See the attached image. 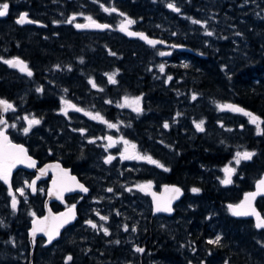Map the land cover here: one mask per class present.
<instances>
[{"label": "flooded vegetation", "instance_id": "af4514ba", "mask_svg": "<svg viewBox=\"0 0 264 264\" xmlns=\"http://www.w3.org/2000/svg\"><path fill=\"white\" fill-rule=\"evenodd\" d=\"M250 1L0 0V3L7 2L9 4L8 14L0 17V32L7 30L6 38H0V99L13 105L8 111L0 112L2 115L0 120L5 121L0 125V130L8 137V143L13 142L23 146L27 154L36 161L35 167L18 168L13 171L8 184L0 180V204L4 205L6 211L19 220L17 223L14 220L7 221L3 227L10 229L17 227L23 235H26L24 244L28 243L32 250L35 247L38 248L40 241H44L43 247L52 248L54 245L61 244L66 238L67 243L60 248V251L55 250L54 257H50L48 264H121L117 259L131 258L132 249L127 241H122L120 226L122 228V222L126 223L134 219L136 220L135 227L130 222L126 224L127 231L138 230L136 241L140 240L139 245L153 250L150 253L149 259L151 260L148 264L173 263L174 261H170L169 258L168 260L164 259L165 257L159 254L161 258L158 257L155 252L164 246L165 238L181 241L183 245L189 244L188 239L183 238L181 233L174 230L178 223L187 221L183 213V206L192 200L191 197L185 196L182 185L201 189L207 183L217 184L219 181H223L226 176V173L223 174L225 172L223 168L225 166L233 168L234 149L239 140V137L233 135L234 125H236L235 117L241 119V134H248L250 126L254 125L251 122V117L244 113L219 107L231 104L241 108L240 104H244L238 95H233L231 100L220 101L224 96L218 93L220 90H208V95L211 98L214 97L215 100L203 107L202 102L197 101V97L202 94H200V88L197 87V78H194L197 75V60L204 55L201 49L202 39H204L205 48L209 47L210 59L214 63L216 60H220L217 63L220 67L219 75L223 74L226 79L230 78L227 74H230L231 71L226 69L224 61L228 58L237 60L238 56L247 58V49L250 47L248 26L251 22V12L246 10H255V6H251ZM170 3L178 7L180 11L176 12L169 8L168 4ZM106 8L109 11H105ZM113 8L116 9L115 12L111 11ZM21 13H27L28 20L33 22L18 25L15 20ZM88 17H91L92 20L90 21ZM198 17L201 23L205 21L203 33L200 28L202 24L193 23ZM255 18L253 22L260 25V21H256ZM128 19L135 23L128 25L127 31H121V24ZM92 21L97 24L109 25L108 30L107 28L105 30H87L76 27L77 24L86 25ZM10 27L16 29L18 33L14 37L19 41L18 48L14 52L17 56L14 58H19L27 64L32 72L31 76L4 63L5 60L14 59H9V37L16 30H11ZM56 27H60L62 32L64 28H68L69 30L64 35L67 34L68 38L81 44V48H86L88 43L93 41L92 52L94 54L85 53L86 50L83 49L81 52L75 49L76 58L70 59L71 61L66 65L57 62L58 58L63 57L60 54L57 58L46 54L47 59L35 63L33 57H40V53L29 54L26 52L21 39L24 34L31 33L34 38L41 40L40 45L52 49L53 42H56L55 38H58L56 33L52 32V29ZM128 32L147 34V37L154 38V41H158V43L148 44L138 36L129 35ZM208 32H211L212 35H207ZM159 41H163V43H159ZM110 43H115L116 47L107 45ZM253 47L256 46H253L252 42ZM131 52L138 53L133 65H130L128 57ZM160 53H164V55H160ZM68 55L72 57V50ZM77 64L80 65L81 73L75 72L74 66ZM161 65L164 66L163 72L160 71ZM139 67L142 68L139 70ZM62 70H66L67 75H58ZM113 74L118 82L107 84L106 77ZM143 74L149 76L146 85L138 81L143 77L141 76ZM130 76L132 77L128 81ZM48 78L49 80L45 81ZM73 82L77 83L73 86ZM92 82L96 87L92 86ZM118 83L122 85V92L117 90ZM58 86L65 92V100H58ZM227 87L230 88V85L227 84ZM38 88L41 91H37ZM124 92H135L136 94L125 95ZM193 94L196 95L195 100L192 99ZM137 97L140 98L138 105L135 103ZM186 97L191 100L190 104L193 102L198 105L197 110L189 107L190 104L187 106ZM157 99H162L163 106L169 108L155 109L153 103ZM121 105L124 106L121 107ZM82 106L85 107L84 111L76 110ZM137 106L140 107V112L134 110ZM43 107L44 110H42ZM62 109L66 110L67 114ZM248 110L254 116L259 117L258 124L262 125L264 132V119L261 114L256 109ZM201 112L205 115L225 118L226 124H229L231 120L230 133L226 134L221 128H218L221 127V122L216 126L209 121L205 122L204 131H198L195 126L197 119L194 118H197ZM86 113H91L92 116L98 113L103 119H93ZM178 113L179 115H177ZM31 114H33V118L40 120V123L33 125L29 132L25 133L24 126H28L25 118ZM137 115L139 117H135ZM165 122L169 124L168 128L163 127ZM109 124H114L116 127H109ZM81 130L84 131L81 132ZM108 137L112 139L109 140ZM61 139L69 145L68 152L64 155L57 152ZM70 139L72 143H69ZM184 140L193 143L191 148ZM219 140L225 142H222L220 161L218 160ZM125 141L128 143L125 144ZM205 141L215 149L214 153H210V163L202 176L197 178V173L191 164L188 167L192 176L190 174L184 180H177L179 183L168 179L167 173L177 164L180 156L184 155L183 147L189 150V157L191 153L195 152L194 146L197 143H205ZM132 145H135V148ZM79 152L81 154L82 152H91L90 170L81 160H76V157L80 156ZM135 155L151 156L164 167L161 168L147 160L123 158V156ZM109 156L114 159L110 163H106ZM214 160L217 162L213 163ZM47 163H55L53 170H67L72 176H75L78 184L83 185L88 191L84 192L79 187H75V191L72 193L48 200L53 180L60 184L63 182L57 194L63 193L67 190L66 188H71L69 180L65 181L67 179L65 174L57 175L48 172L44 179L35 184V190L28 187L26 197L24 194H19V187L32 184L36 170ZM252 172L253 180L249 181L248 185L250 188H246L240 194L239 199H241H238L236 204L240 203L248 192L254 190L255 183L261 178L264 170L259 171L258 169L252 170ZM204 174L209 179H205ZM233 175L234 173H232L230 184L222 183L230 190L234 188L235 182L239 184L246 178L245 175L235 181L236 178ZM96 177L100 179L99 187L95 185L93 187L89 183V180H95ZM135 178L143 181L137 187H126V184L134 181ZM148 184L151 185L150 188L141 189V186ZM173 186L180 188L181 194L178 198L171 200L172 211L157 212V203L164 204L174 195L167 190ZM95 188L98 189L97 195H93ZM40 189H42V195H40ZM108 189H112V191L109 192ZM199 192L195 194H199ZM105 194L108 200L105 198ZM13 196L17 201L15 209L12 208ZM120 199L123 200L122 204ZM253 204L261 218H264V213L259 211V208L263 209L264 207V194L256 196ZM84 206L87 208L96 206L92 220L97 225L96 228H92L86 223L88 212L84 211ZM70 210L71 213H74V219H70L68 225L64 224L63 227H59V235L50 243L47 238L41 236L33 239L29 237L34 226L44 227L47 222V220H42L34 224L35 219L48 213V219L52 220L51 229H55L64 218L62 214L68 215ZM229 212L231 218L240 222L248 224L252 222L255 231L258 230V234L264 235V228H257L254 218L243 217L244 219H241L235 217L231 209ZM101 217H108V219L102 220ZM143 220L146 221V224L142 222ZM168 221H173V223L169 225ZM170 226L173 230L170 229ZM106 227L107 235L103 231ZM143 227L144 232L142 231ZM74 230H77L80 236L69 235ZM39 234L47 235L46 232H39ZM6 237L4 231L1 230L0 245L2 248ZM109 239L112 242L118 239V245L114 243L108 245ZM4 249L0 259H7L9 250ZM122 251L129 252V255L122 258ZM62 252L65 253V256L59 260L58 255ZM36 254H47V252L37 250ZM79 255H82V258L77 260ZM68 256L72 257L71 261L67 260ZM140 259L141 255L138 253L137 264L140 263ZM36 260L40 262L37 258Z\"/></svg>", "mask_w": 264, "mask_h": 264}, {"label": "trees", "instance_id": "16d2710c", "mask_svg": "<svg viewBox=\"0 0 264 264\" xmlns=\"http://www.w3.org/2000/svg\"><path fill=\"white\" fill-rule=\"evenodd\" d=\"M254 6L256 13H250L251 22L248 26V32L250 33V47L247 49V58L238 56L237 60L228 58L224 61L227 67L226 69H230L231 71L230 74H227L228 76H230L229 79H231V84L228 83L230 85V88L227 87V81L224 75H219L220 67L217 63H219L220 60H216V63H214L210 59V55L208 53L209 47L205 48L204 39L201 40V49L204 55L199 60H197V75L194 76V78H197V87L200 88V94H202L197 97V101L202 102L201 104L203 107L215 100L214 97L211 98L208 95V90H220L218 93L224 95L220 99V101H224L227 99L231 100V97L233 95H238L242 103L244 104H240L242 109L245 108V111H247V109H256L264 119V0H255ZM254 17H256V21H260V25H257V23L253 22ZM10 29L16 30L12 27H10ZM68 30V28H64L62 32V29L60 27L52 29V32L56 33V36L58 37L55 38L56 42H53L54 47H52V49H47L46 46L40 45L39 43H41V40L38 38H34L31 33L24 34L21 42L24 43V50L29 54H33L36 52L40 53V57H33V61L35 63H40L43 59H47L48 56L46 54H51L49 56L56 58L59 57L58 54H60L63 55V57L58 58L57 62L62 65H66L69 61H71L70 59L74 60L76 58V55L74 54L75 49H78L79 52H81L83 49L86 50L85 53L94 54L92 52L93 41L91 43H88L86 48H81V44L75 42V40L72 38H68L67 34L64 35V33ZM17 35V30L15 33L12 32V34H10V53L15 52L18 48V38H14ZM104 35L106 36V34ZM6 36L7 30L0 32V38H6ZM252 42L253 46L256 47L252 48ZM107 45L116 47L115 43H110ZM71 50L73 55L72 57H69L68 54L71 52ZM137 55V52H131L130 54H128L130 65L135 64V56ZM259 55L261 56V58H259ZM249 62L252 64V66L249 65ZM74 68L75 72L81 73L79 64L75 65ZM141 68L142 67H139V70ZM58 75L65 76L67 75V71L62 70L58 73ZM141 76L143 77H141V79L138 81L141 84L146 85L147 81L149 80V76L145 74ZM131 77L132 76L128 78V81ZM116 82H118L117 78ZM76 83L77 82H73V86ZM106 83H111L108 76L106 77ZM121 86V83H118L117 90H119L120 92H122ZM123 94L135 95L136 93L124 92ZM186 101V104L188 106L191 100H188L186 97ZM153 107L157 110H161L162 108H169L168 106H163L162 99L155 100L153 103ZM42 110H44V107L42 108ZM247 112H249V110ZM127 115L129 114L127 113ZM135 117H139V115ZM194 119H197V123H199L201 120H204V124L206 121H209L213 122V124L216 126L219 124V122H221L222 125L218 128H221V130L226 134H229L230 128H232V126L230 125L231 120L229 124H226L227 120L225 118H216V116H212L210 114L205 115L202 112L197 118ZM234 123L236 125H234L235 132H233V135L237 138L239 137V140L236 142V144H245L241 148H239V150H242L243 152H245L246 150H254V155L250 160H248V163L246 165L247 168L245 180H243V182L241 180L240 183L236 186L234 185V190H230L229 188H227L224 184H222V181H219L217 184L207 183L203 185V188L200 189L199 194H195L191 191L193 187L182 185L185 196H187L188 198L191 197L192 200L188 203H185V205L183 206V213L187 218V221H185L186 228L184 233H179L182 234L183 238L188 239V247L190 249L195 247V245L193 244H197V251H199L197 252V255L203 254L204 250H211V255L203 254L202 256L196 257L194 261L197 264L201 263L203 260H206L209 264H214L215 262H226V264H264V235L258 234V230L255 231V227L252 225L251 221V223L249 224L244 223L243 221L240 222L234 218H231L229 213V205H235L236 201L240 197V194L246 188H250L248 187V185L249 181L253 180L252 170H264V132L262 130V125H259L258 131L257 124H254L250 126V131L248 134H241L242 130L239 129V125H241V119L235 117ZM184 142H187L190 148L193 145L191 141L184 140ZM222 142L225 143L223 140L218 141L219 161L221 158L220 151L221 148H223ZM194 148L195 152L191 153V156L188 157L189 150L187 148L184 149L183 147L184 155L180 156L177 164L171 169L169 173H167L168 179L176 181L177 183H179L177 180H184L191 174L190 168L188 167L191 164L193 169L195 170V173H197V178H200L202 176V174L207 169L208 164L210 163V153H214L215 147L209 145L205 141V143H197ZM235 153L236 152L234 149V159ZM215 162L217 161L214 160L213 163ZM203 176H205V179H209V177L205 174ZM198 197H200V199H198ZM259 211L264 213V207L263 209L259 208ZM217 235L221 237L220 243H209V241L214 240ZM184 246L185 245H183V242L181 241H175L169 238H165L164 246H161V249L159 251L157 250V252L155 253L158 257L163 256L165 257L164 259L167 260L169 258L170 261H174L173 264H175L179 261L177 255L180 254L179 256L183 257L186 253V251H184ZM1 247L2 245H0V249ZM150 256L151 254L141 256L139 264L150 263ZM257 256L259 257V260H254V258ZM191 257L195 256L191 255ZM49 259L51 258L48 257L46 261L49 262Z\"/></svg>", "mask_w": 264, "mask_h": 264}, {"label": "snow or ice", "instance_id": "6c2138e0", "mask_svg": "<svg viewBox=\"0 0 264 264\" xmlns=\"http://www.w3.org/2000/svg\"><path fill=\"white\" fill-rule=\"evenodd\" d=\"M168 7L173 9L174 11L176 12H179L180 9L178 7H176L174 4H168ZM8 10H9V4L7 2H4V3H0V17H4L8 14ZM105 11H109V9H105ZM111 11L115 12L116 9H111ZM121 15H123V13H121ZM28 17V14L27 13H21L20 16H19V19L17 20V23L19 24H24V23H31L33 21H30L27 19ZM74 19V17H73ZM88 19L91 21L92 18L91 17H88ZM135 23V21L131 20V19H128L126 20L124 23L121 24V31H127V26L128 25H131ZM193 23H196V24H199L201 23V21L199 20H194ZM90 26H94V27H97V28H107L109 27V25H102V24H97L95 23V21H92V23L90 25H81V24H77L76 27L78 28H82V27H90ZM129 35H138V36H141L142 38L144 39H147V37H144L142 33H134V32H128ZM239 35V33H237ZM207 35H212L211 32H208ZM147 42L151 45H155L156 43H158V41H154V40H147ZM159 43H163V41H159ZM114 54V53H113ZM160 55H164V53H160ZM4 63L8 64L9 66L11 67H14V68H19V70L21 72H26L27 75L31 76L32 75V72L31 70H29L27 64L20 60L19 58H14L12 60H5ZM58 67V66H57ZM185 67H187V65H185ZM160 71L163 72L164 71V66L161 65L160 66ZM115 74L113 75H110L109 76V81L111 83H116V80L114 78ZM169 79H171V77H169ZM92 86L93 87H96L95 83L92 82ZM37 91H41V89H37ZM127 100V98H125ZM139 97L135 98V103L138 105L139 103ZM192 99L195 100L196 99V95L193 94L192 96ZM67 103V102H65ZM71 107H75L74 105H70ZM124 105H121V107H123ZM0 107L3 108V111H8L9 109H11L13 107L12 104L8 103L6 100H3V99H0ZM220 108L222 109H229L231 111H234V112H243L245 115L251 117V122L253 124H257V128H258V131H259V124H258V121H259V117H256L254 116L252 113L250 112H246L244 109L238 107V106H235V105H231V104H227V105H220L219 106ZM77 111H82L81 109H76ZM134 110L136 112H140L141 109L139 106L135 107ZM62 111L65 112V114H67L66 110L62 109ZM87 115H90L92 116L91 113H86ZM179 115V113L177 114ZM93 119H100L102 120L103 117H101L98 113L95 114L94 116H92ZM27 119V118H25ZM5 121L3 120H0V124H4ZM40 123V120L38 119H29L28 120V127H25L23 129V131L25 133H28L29 130L31 129V127L33 125H37ZM204 121H200L199 123H196V129L198 131H204ZM14 126V125H13ZM109 127H116V125L114 124H109L108 125ZM164 128H168L169 127V124L167 122L164 123L163 125ZM84 130H81V132H83ZM109 140H111L112 138L111 137H108ZM7 142V137L4 135L3 131H0V180H3L5 183H8L9 182V178H10V175H11V169L13 167H15V165L17 163H25L26 161L29 162V167H35V162L34 161H31V157H28L26 155V150L22 147V146H18V145H9L11 148L13 149H16V152L15 153H6L4 151V148H3V144ZM91 142V141H90ZM128 142L125 141V144H127ZM133 148H135V145H132ZM123 155V154H122ZM254 155V153L252 152H237L236 153V156H235V163L238 165L241 163V160H250L252 158V156ZM123 158L125 159H141V160H147L149 163H152V164H156L158 165L159 167L163 168L164 165L163 164H160L159 161H156L154 160L151 156H148V155H135V156H123ZM114 159V157H111L109 156L107 158V160L105 161L106 163H110L111 160ZM167 171V169H165ZM43 169L41 170V172L43 173ZM235 172V168H229V167H226L225 168V173H226V177L225 179L222 181V183L224 184H230L232 182V179H231V176H232V173ZM34 184H35V181L32 182V184H29L28 187L30 188H33L34 189ZM77 187H79L82 191L84 192H87L88 189L85 188L83 185H77ZM151 185L148 184V185H145V186H141V189L143 190L144 188H150ZM168 191H171L172 193H174V195L170 198L169 201H167L166 203L164 204H160L159 202L157 203L156 205V211L157 212H171L172 211V208L170 206L171 204V200L173 199H176L179 197V195L181 194V189L178 188V187H175L173 186L171 189H167ZM18 191L23 195L24 193V189H18ZM107 191L111 192L112 189H108ZM191 191L193 193H197L200 191L199 188H192ZM260 192H264V179L260 180L257 184V192L255 193H249L245 200L246 201H250L251 198H254L257 194H259ZM16 204H17V201H16V198L13 196V201H12V208L15 209L16 208ZM75 206L73 205V208ZM244 205H238V206H232V205H229V208L233 211V214L234 215H237V216H241V215H244V216H247V215H255L256 216V227L257 228H264V218H261L260 214L259 213H256L254 209L251 208V205L250 203L248 204V210H240V209H244ZM97 215H99V213H97ZM62 216H64V218L61 220L59 226L55 229H51V230H46L44 227H36L34 226L33 230H32V235L33 237H35V234L36 232H46V234L48 235V241L49 243L57 236L59 235V227H63L64 224H67L69 223L70 219H74V213H71V210H70V214L68 215H65V214H62ZM102 220H107L108 217H101ZM86 223H88L92 228H96L97 225L91 221V220H88L86 221ZM35 224V222H34ZM128 228H127V225H125V231H127ZM104 233L107 235L108 234V229L107 228H104L103 229ZM133 231H135V229H133ZM221 241V237L219 235H217L215 237L214 240H210L209 243H213V244H219ZM116 243H119V241H116ZM136 251L138 252H143L144 249L143 248H137ZM72 257L71 256H68L67 257V260L68 261H71Z\"/></svg>", "mask_w": 264, "mask_h": 264}, {"label": "rangeland", "instance_id": "374dc122", "mask_svg": "<svg viewBox=\"0 0 264 264\" xmlns=\"http://www.w3.org/2000/svg\"><path fill=\"white\" fill-rule=\"evenodd\" d=\"M254 3H255V1L253 0L252 2H250V5L253 6ZM246 11L251 12V14L252 13H256L255 10L253 11L251 9H247ZM198 19H199V17L197 18V20ZM199 24H197V25H199ZM201 24H202V27H200V28H201V32L203 33L204 28H205V21L202 22ZM15 56H17V54H15L14 52H11L9 59L14 58ZM259 58H261L260 55H259ZM248 59H250V58H248ZM249 65L252 66V64L250 62H249ZM45 75H47V74H45ZM68 78H67V80H68ZM15 80H16V78H15ZM48 80H49V78L46 79L45 81H48ZM226 81H227V84L228 83L230 84L231 79L228 78V79H226ZM222 83H223V81H222ZM57 89H58V100H65L66 99L65 92H63L62 89L59 86L57 87ZM215 105H217V102H215ZM189 107H193L195 110H197L198 105L196 103L192 102ZM79 109L84 111L85 107L82 106V107H79ZM27 116H28V118H27L26 122L28 123L29 119H33V114L27 115ZM25 127H28V126L26 125V126H24V128ZM241 128H242V126H241ZM239 129H240V125H239ZM69 143H72L71 139H70ZM59 144H60L59 145L60 147L57 149L58 154H60V155L67 154L69 145L66 142H64L62 139L60 140ZM243 145H245V144H242V145L236 144L235 145V152L236 153L237 152H241L242 153L243 151L239 150V148H241ZM245 152L254 153V150H252V151L246 150ZM236 153H235V156H236ZM79 155L80 156L76 157V160H79V161L81 160L83 162V164L86 166V168H88L90 170V167H91V163H90L91 152H88V153L82 152V154L79 152ZM247 163H248L247 160H241V163L237 165L235 163V159H234V163L232 164V167L235 168V172H234V175H233L236 178L235 181H237L240 178H243L246 175V170H243V168L246 167ZM229 166H231V165H229ZM226 167L227 166H225L223 168V170ZM223 174L225 175V172H223ZM142 181L143 180L135 178L134 181L129 182V184H126V187H132V188L133 187H137L139 185V183L142 182ZM89 183L93 187H94V185L99 187L100 179L96 177L95 180H92V179L89 180ZM237 184H238L237 182L234 183L235 186ZM21 188L24 189V193L23 194L26 197L27 196V191H28V184H25V186L23 185V186L19 187V189H21ZM104 190H106V187H104ZM6 192H7V190H6ZM19 194H20V192H19ZM42 194H43L42 189H40V195H42ZM97 194H98V189L95 188L93 195H97ZM9 197L11 198L10 195H9ZM105 198L107 199V195L106 194H105ZM95 201H97V200H95ZM120 203L121 204L123 203L122 199H120ZM83 209H84V211L88 212L87 213L88 220L92 221L93 217H94V211L96 209V206L92 207V208H87L86 206H84ZM99 212H100V210H99ZM10 220H14L15 223H17V221H19L17 217H15L14 215H12L8 211H6V207L4 205L0 204V231L1 230L4 231V233L7 236L6 240L3 241V246L4 247L3 248L1 247L0 252H3L5 250L4 248L9 250V252L7 253V259H0V264H48V261H46L47 258L48 257L53 258L55 250H59L60 251V248L67 243V240L65 238V240L61 244L54 245V247H52V248H45V247H43L44 241H40L38 248L36 249V247H35L32 250V249H30L28 243L25 242V244H24V238L26 239V235H23L21 233V231L17 229V227H15V229H10V228H7V227H3L4 224L7 221H10ZM135 221L136 220L133 219V220L127 221L126 223L122 222V228L120 226V232H121L122 241H127L129 246H130V248L132 249L131 258L127 257L129 255V252H124V251L121 252V257L122 258H124L125 256L127 257V258H124L123 260L117 259L121 264H137L136 256H137L138 253H140V255L143 256L144 254H146V255L149 254L150 255V253L153 251V250H150L148 248H145V247H142L141 245H139V241L140 240L136 241L135 237L138 234V230L133 231V229H132L130 231H125V225L130 223V222H132L134 224V227H135ZM142 222L144 224H146L145 220H143ZM168 223L170 225V223H173V221H168ZM119 225H120V222H119ZM171 226H172V224H171ZM171 226H170V229H171ZM185 228H186V223L183 222V223H178V226L174 230L183 233L185 231ZM171 230H173V229H171ZM142 231L144 232V227H143ZM69 235L78 237V236H80V233L77 230H74ZM116 241H118V239H115L113 242L109 239L108 240V245L112 244V243L118 245V243H116ZM122 241H121V243H122ZM49 246H51V245H49ZM184 247H185L184 251H186V253L184 254L183 257H180L179 255H177V257L179 258V261H178L177 264H180V263L181 264H184V263L185 264H197L194 261L196 257L202 256L203 254L211 255V250H207V251L204 250L203 254L197 255V252H199V251H197L198 250L197 244H195V247L192 248V249H190L188 247V243ZM137 248H143L144 251L143 252H138V251H136ZM37 250L46 251L47 254H36ZM187 250H189L190 252H188ZM0 255H3V253H0ZM191 255H194L195 257H191ZM63 256H65L64 252L59 254L58 258L61 259ZM36 258L40 262H38L36 260ZM81 258H82V255H79L77 260H80ZM149 260H151V259H149ZM254 260H259V257L258 256L255 257ZM214 262H215V260H214ZM199 264H209V263H207L206 260H203ZM214 264H226V262H221V263H216L215 262Z\"/></svg>", "mask_w": 264, "mask_h": 264}, {"label": "water", "instance_id": "95a60500", "mask_svg": "<svg viewBox=\"0 0 264 264\" xmlns=\"http://www.w3.org/2000/svg\"><path fill=\"white\" fill-rule=\"evenodd\" d=\"M20 16V15H19ZM19 16L16 18V20H15V22L17 23V20L19 19ZM27 19H28V17H27ZM18 25H26L27 24V22L26 23H24V24H19V23H17ZM91 24V23H90ZM90 24H86V25H90ZM83 29H87V30H105L106 28H97V27H94V26H90V27H82ZM132 36V35H131ZM133 36H138V35H133ZM143 36L144 37H147L144 33H143ZM138 37H140L141 39H143L144 41H146L147 42V40H154V39H151V38H149V37H147V39H144V38H142L141 36H138ZM148 43V42H147ZM149 44V43H148ZM14 68V67H13ZM19 69V68H18ZM2 111H3V108L2 107H0V112L2 113ZM241 113H243V112H241ZM0 118H2V115L0 114ZM1 125V124H0ZM1 131V130H0ZM5 135V134H4ZM6 136V135H5ZM7 137V136H6ZM9 145H18V146H21V145H19V144H15V143H13V142H10V143H8V137H7V142H5L4 144H3V148H4V151L6 152V153H9V154H11V153H15L16 152V149H13V148H11ZM23 147V146H22ZM24 148V147H23ZM25 149V148H24ZM26 150V149H25ZM26 155L28 156V157H31V156H29L28 154H27V151H26ZM31 161H34L35 162V164H36V161L31 157ZM55 163H47V164H45L42 168H40V169H38V170H36V176H35V178L33 179V181H35V184L37 183V182H39L40 180H42V179H44L45 177H46V175H47V173L49 172V173H53V174H57V175H62V174H65L66 176H67V179L65 180V181H68L69 183H70V185H71V188L69 189V188H66L67 190H65L63 193H61V194H57V191H58V189L61 187V185L63 184V182L60 184V183H56V181H52V187H51V189L49 190V196H48V200H51V199H53V198H55L56 196H63V195H65V194H69V193H72V192H74L75 191V187H77V185H78V181H77V179L75 178V176L73 175H71L67 170H65V171H62L61 169H58V170H53V165H54ZM58 164V163H57ZM59 165V164H58ZM57 165V166H58ZM29 167V162L28 161H26L25 163H17L16 165H15V167H13L12 169H11V174L13 173V171H15L16 169H18V168H24V169H26V168H28ZM44 170L43 171V173L41 172V170ZM56 169V168H55ZM11 176V175H10ZM10 179V178H9ZM262 179H264V174H263V176L258 180V181H256V183H255V188H254V190L253 191H251V192H248L245 196H244V198L242 199V201L240 202V203H238V204H236V205H233L234 207L235 206H238V205H244L245 207H244V209H240V210H248V204L250 203V205H251V208L252 209H254L255 210V212L256 213H259L258 211H257V209L254 207V204H253V201H254V199H255V197L256 196H258L259 194H264V192H260L259 194H257L254 198H251L250 199V201H246L245 200V198H246V196L249 194V193H255V192H257V184H258V182L260 181V180H262ZM8 184V183H7ZM35 184H34V187H35ZM69 189V190H68ZM232 213H233V211H232ZM234 215V214H233ZM235 217H239V218H243V217H247V218H249V217H252V218H255V222H257L256 221V216L255 215H247V216H244V215H241V216H237V215H234ZM42 220H47V222H46V224H45V226H44V228H48L49 230H51V223H52V220H49L48 219V213L47 214H45L43 217H41V218H37V219H35L34 220V222L36 223V222H39V221H42ZM43 235V236H42ZM42 235H40L39 234V232H36V235H35V237H33V235H32V233L30 234V238L31 239H33V238H36V237H38V236H41V237H44V238H47L48 239V235H44V234H42Z\"/></svg>", "mask_w": 264, "mask_h": 264}, {"label": "bare ground", "instance_id": "6f19581e", "mask_svg": "<svg viewBox=\"0 0 264 264\" xmlns=\"http://www.w3.org/2000/svg\"><path fill=\"white\" fill-rule=\"evenodd\" d=\"M197 1H198V0H197ZM203 1H204V0H203ZM234 1H235V0H234ZM12 2H13V1H12ZM135 2H136V1H135ZM141 2H142V1H141ZM146 2H147V1H146ZM194 2H195V1H194ZM204 3H205V2H204ZM204 3H203V4H204ZM221 3H222V2H221ZM195 4H196V3H195ZM229 4H231V3L229 2ZM235 4H236V3H235ZM140 5H141V4H140ZM233 5H234V3H233ZM131 6H132V4H131ZM135 6H136V5H135ZM228 9H229V8H228ZM139 10H141V9H139ZM187 10H188V9H187ZM195 10H196V9H195ZM195 10H194V11H195ZM132 11H133V10H132ZM202 14H203V13H202ZM184 15H185V14H184ZM195 15H196V14H195ZM207 16H208V13H207ZM221 16H222V14H221ZM221 16H220V17H221ZM208 17H209V16H208ZM139 18H140V17H139ZM200 18H201V17H200ZM124 19H125V18H124ZM142 19H143V18H142ZM252 19H253V18H252ZM143 20H144V19H143ZM179 20H180V19H179ZM144 23H145V22H144ZM133 24H134V23H133ZM246 24H247V23H246ZM209 25H210V23H209ZM147 26H148V25H147ZM231 28H232V27H231ZM109 29H110V28H109ZM127 29H128V28H127ZM147 29H148V28H147ZM107 30H108V28H107ZM138 30H139V29H138ZM150 30H152V29H150ZM258 30H259V29H258ZM172 32H173V31H172ZM136 33H137V32H136ZM152 34H153V33H152ZM152 34H151V35H152ZM154 34H155V33H154ZM154 34H153V35H154ZM146 35H147V34H146ZM155 36H156V35H155ZM128 37H129V36H128ZM153 37H154V36H153ZM158 37H159V36H158ZM178 37H179V36H178ZM150 38H151V37H150ZM250 38H251V37H250ZM153 39H154V38H153ZM155 39H156V38H155ZM233 39H234V38H233ZM157 40H158V39H157ZM240 46H241V45H240ZM72 47H73V46H72ZM74 47H75V46H74ZM12 55H13V54H12ZM20 55H21V54H20ZM21 56H22V55H21ZM55 58H56V57H55ZM24 60H25V59H24ZM230 84H231V83H230ZM123 89H124V88H123ZM207 98H208V96H207ZM206 100H207V99H206ZM66 101H67V100H66ZM201 101H202V100H201ZM210 102H211V101H210ZM219 103H220V102H219ZM219 103H218V104H219ZM206 104H207V103H206ZM64 106H65V105H64ZM218 106H219V105H218ZM66 107H67V106H66ZM24 108H25V107H24ZM244 109H245V108H244ZM22 110H23V109H22ZM27 110H28V109H27ZM27 110H26V111H27ZM29 111H30V110H29ZM216 111H217V110H216ZM233 112H234V111H233ZM24 113H26V112H24ZM24 113H23V114H24ZM214 114H215V113H214ZM231 114H233V113H231ZM239 114H240V113H239ZM239 114H238V115H239ZM235 116H236V115H235ZM240 116H241V115H240ZM216 118H217V117H216ZM201 119H203V118H201ZM202 121H204V120H202ZM245 121H246V120H245ZM241 142H242V141H241ZM234 144H235V143H234ZM248 146H249V145H248ZM255 147H257V146H255ZM255 147H254V148H255ZM259 164H260V163H259ZM240 175H241V174H240ZM233 189H234V188H233ZM243 196H244V195H243ZM240 199H241V198H240ZM240 199H239V200H240ZM235 204H236V203H235ZM203 208H204V207H203ZM73 212H74V211H73ZM69 213H70V212H69ZM229 213H230V212H229ZM230 216H231V215H230ZM237 219H238V218H237ZM241 219H242V218H241ZM243 219H244V218H243ZM247 219H248V218H247ZM70 224H71V223H70ZM67 225H68V224H67ZM181 251H182V250H181ZM187 251L190 252L189 250H187ZM179 255H180V254H179ZM125 257H126V256H125ZM171 257H172V256H171ZM59 260H60V259H59ZM7 261H8V260H7ZM53 262H54V261H53ZM160 263H161V262H160ZM165 263H166V262H165ZM172 264H173V263H172ZM180 264H181V263H180Z\"/></svg>", "mask_w": 264, "mask_h": 264}]
</instances>
